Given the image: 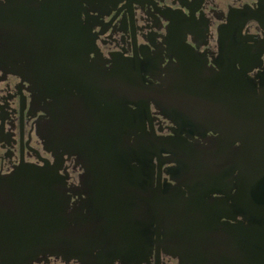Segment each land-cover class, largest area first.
Returning a JSON list of instances; mask_svg holds the SVG:
<instances>
[{"label":"flooded vegetation","instance_id":"af4514ba","mask_svg":"<svg viewBox=\"0 0 264 264\" xmlns=\"http://www.w3.org/2000/svg\"><path fill=\"white\" fill-rule=\"evenodd\" d=\"M8 1L56 18L33 51L57 63L0 64V248L85 232L24 264H264V0ZM221 73L245 82L201 84Z\"/></svg>","mask_w":264,"mask_h":264},{"label":"water","instance_id":"95a60500","mask_svg":"<svg viewBox=\"0 0 264 264\" xmlns=\"http://www.w3.org/2000/svg\"><path fill=\"white\" fill-rule=\"evenodd\" d=\"M22 1V0H18ZM26 1V0H24ZM23 1V2H24ZM30 8L26 7L25 3L21 2H9L6 3L3 7L0 8V64L3 65H14L20 64L23 66V62L30 61L33 66L45 67L51 61L53 63L56 62V58H48L47 56H43L39 52L36 53L37 45L39 47L43 44V36H46L47 30L44 28V25L49 24L53 27H56L57 20L56 18H49V17H42L39 15V12L36 10L34 15H28L26 11ZM43 27V29H42ZM72 33H70L71 36ZM35 36V38L33 37ZM73 36H82L81 31H78L77 35ZM34 50V51H33ZM34 52V53H31ZM58 58V57H57ZM61 61L60 58H58ZM80 58H77L78 66H81ZM54 66V65H53ZM21 74V73H20ZM96 74H94V84L99 83L96 80ZM195 82L197 81V75L192 78ZM175 82L183 83L182 79H175ZM237 82L242 83L245 82L242 79L240 74H217V75H209V74H201V84H215L219 82ZM104 83V81H103ZM102 82L100 84H103ZM127 87V86H126ZM96 89V88H95ZM98 89H104L102 86ZM128 90V89H126ZM183 90V89H180ZM198 89H195V91ZM153 91V90H150ZM149 91V92H150ZM184 91V90H183ZM206 91H214V89L206 90ZM167 93L168 91H163ZM183 99V97H177L176 99ZM167 97L164 95L163 97L160 96V101L156 102L161 106L166 107L169 104ZM168 110V109H165ZM126 115L127 112L125 111ZM204 114V113H203ZM205 115V114H204ZM206 118V115H205ZM204 118V119H205ZM103 128H99L102 126ZM94 126L98 127V131H104L103 133H108L107 131L112 130H121L120 123L113 122V121H101V122H94ZM96 129V128H95ZM102 137H112L111 134L102 135ZM112 146L105 142L103 145L104 152L108 153ZM104 153L99 151V155H103ZM98 156V155H97ZM112 160H109L110 162ZM104 160L100 162L102 164ZM179 166H196L199 163V158L197 155L193 154H182L175 161ZM210 162V161H206ZM50 175L46 174L45 177V184H46V198H50L49 195H53V182L50 180ZM127 184V181H124L123 184ZM10 185H15V183H10ZM114 185V184H113ZM105 194V193H104ZM103 194V195H104ZM104 198V197H103ZM8 247L0 248V264H24L28 258L36 252V246L39 242L45 243L47 246L50 243H54L56 241H66L68 243H72L73 247H78L77 251L83 252L86 251L88 239H91L89 234L87 233H80V232H72V233H61L56 234L54 232L46 230L44 233H36V234H24L23 236L11 234ZM97 236V235H94ZM14 240H13V239ZM17 239V240H16ZM75 245V246H74ZM46 246V247H47ZM48 248V247H47ZM46 248V249H47Z\"/></svg>","mask_w":264,"mask_h":264}]
</instances>
